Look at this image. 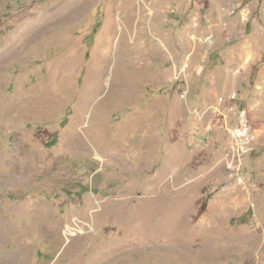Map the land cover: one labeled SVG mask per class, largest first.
I'll list each match as a JSON object with an SVG mask.
<instances>
[{
	"label": "rangeland",
	"instance_id": "obj_1",
	"mask_svg": "<svg viewBox=\"0 0 264 264\" xmlns=\"http://www.w3.org/2000/svg\"><path fill=\"white\" fill-rule=\"evenodd\" d=\"M0 241V264H264V0H0Z\"/></svg>",
	"mask_w": 264,
	"mask_h": 264
},
{
	"label": "built area",
	"instance_id": "obj_2",
	"mask_svg": "<svg viewBox=\"0 0 264 264\" xmlns=\"http://www.w3.org/2000/svg\"><path fill=\"white\" fill-rule=\"evenodd\" d=\"M179 83L182 96L188 98L189 89L186 81L180 79ZM215 106L213 107L215 119L224 123L221 124V128L229 134L231 141V159L228 168L239 172L243 160L256 149L257 130L250 121L248 108L240 105L236 94L230 95L227 99L220 97Z\"/></svg>",
	"mask_w": 264,
	"mask_h": 264
},
{
	"label": "bare ground",
	"instance_id": "obj_3",
	"mask_svg": "<svg viewBox=\"0 0 264 264\" xmlns=\"http://www.w3.org/2000/svg\"><path fill=\"white\" fill-rule=\"evenodd\" d=\"M1 242V241H0ZM100 256V255H99ZM22 258V257H21ZM18 261V260H17ZM20 261V260H19Z\"/></svg>",
	"mask_w": 264,
	"mask_h": 264
}]
</instances>
